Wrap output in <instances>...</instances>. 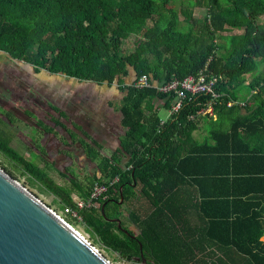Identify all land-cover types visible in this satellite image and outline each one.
<instances>
[{"label":"trees","instance_id":"trees-1","mask_svg":"<svg viewBox=\"0 0 264 264\" xmlns=\"http://www.w3.org/2000/svg\"><path fill=\"white\" fill-rule=\"evenodd\" d=\"M173 2L0 0V50L37 71L116 82L126 132L110 156L86 143L99 176L68 186L1 130L0 154L54 197L68 224L82 218L92 245L111 255L142 253L154 264H264V0H193L182 20ZM194 6L204 9L201 19L193 18ZM131 70L133 81L147 74L153 86L128 84ZM203 70L217 77L218 96L186 92L180 110L162 122L154 101L169 110L175 94L157 87ZM116 176L105 199L76 207L73 194L87 199L94 183ZM209 205L220 210L207 212Z\"/></svg>","mask_w":264,"mask_h":264},{"label":"rangeland","instance_id":"rangeland-1","mask_svg":"<svg viewBox=\"0 0 264 264\" xmlns=\"http://www.w3.org/2000/svg\"><path fill=\"white\" fill-rule=\"evenodd\" d=\"M190 1L193 0H174L173 2V5H175L176 9L180 12L181 20L184 18L181 11L189 5ZM192 9L194 19H201L203 15H205V11L201 7L194 6ZM124 48L128 50L132 49L133 40L128 39L126 44H124ZM259 69L262 72L264 66L259 65ZM259 69L252 73H248L246 75L247 81H250L254 75L258 74ZM133 79L134 73L132 71L131 76L127 79L128 84L132 83ZM109 86L114 88L118 87L116 82ZM101 88L102 84H97L92 81H77V79L67 77L65 74H54L44 69L37 71L30 63L20 59H14L8 53L0 51V130L11 140V146L24 154L28 159L46 168L47 161L45 162L42 158L50 161L49 159L56 156V154H54L57 147L55 144L56 140L58 143L59 141H63L66 145L74 140V143L78 145L76 149L81 150L77 138L78 136H72V140L70 141L65 132H61L64 134L58 135L56 140L47 135L55 136L58 133V129H64L67 125L73 131L75 127L80 128L78 124L81 123L82 118L79 114L80 111L78 112L75 108L76 104H79V102L88 104V101H95L97 92H99L97 89ZM60 95H67L65 98L67 106L64 102H61V105L67 108V110L65 109L64 115L68 112V115H70L71 119L74 121L68 120L67 125H64L62 120L58 119V116L53 114L54 110L57 114L62 111V108L57 104L60 102L58 99ZM159 116L162 118L165 117L164 110L159 113ZM45 137H48V139ZM44 142H46L45 146L48 148V152L41 153V151H44L42 147ZM41 156L43 157L41 158ZM77 158H79V155ZM0 162L8 165L13 172L20 176V179H14L24 185L33 196L44 205H51L52 209L50 207L49 209L61 218L64 217L65 212L63 214L61 210H58V206L53 204L54 197L51 194L39 188V185H31L28 176L24 175L21 170L14 169L9 164L8 160L1 154ZM80 163L84 165V162ZM0 167L2 168L1 163ZM50 167L51 168H48L50 175L53 176L58 183L65 185L68 182V178L62 176L59 172V170L64 171L62 164L57 162L59 170H56V168H53L51 165ZM3 170L10 175L5 169ZM71 171L77 176L80 173L76 164L71 167L68 174H71ZM84 172L85 169L83 170V173ZM66 186H68V184H66ZM75 198L76 197L73 199ZM78 221L77 225L71 226L92 245V239L90 238V234L85 230L82 218L79 217ZM93 247L111 264H133L132 260L120 257L119 255H111L98 245Z\"/></svg>","mask_w":264,"mask_h":264},{"label":"water","instance_id":"water-1","mask_svg":"<svg viewBox=\"0 0 264 264\" xmlns=\"http://www.w3.org/2000/svg\"><path fill=\"white\" fill-rule=\"evenodd\" d=\"M116 221L121 227L120 221ZM123 257L140 264H154L142 253L139 257ZM0 264L111 263L0 167Z\"/></svg>","mask_w":264,"mask_h":264},{"label":"crops","instance_id":"crops-1","mask_svg":"<svg viewBox=\"0 0 264 264\" xmlns=\"http://www.w3.org/2000/svg\"><path fill=\"white\" fill-rule=\"evenodd\" d=\"M131 74H132V70H131ZM77 81L80 80L77 79ZM97 90H99V92H97L98 97L96 96L95 101H90V102L88 101V104L85 103L86 105L80 102L79 104L78 103L76 104L75 108L77 109L78 112L80 111L79 114L81 115L82 120L81 123L78 124L80 128L75 127L74 131L70 129L67 125V121L72 120L71 116L68 115V112L67 114L64 115L65 109L67 110V108L61 105V102L62 103L64 102L67 106V102H65V98L67 97V95H60L58 98L60 102L59 103L56 102L59 105V107L62 108V111H60L58 114L55 112L54 108H53L54 112L52 111L53 114L55 116H58V119L62 120L64 125L67 126H65L64 129H58L57 135L55 136L47 135V136L56 140L58 138V135L64 134L61 132H65V134L68 136V139L70 141L72 140V136L74 137L75 135L78 136L77 138L80 139L78 142L81 143L80 144L81 150H74L73 147L76 144L74 143V140L71 141V143H69L68 145L64 144L63 141H59L58 143V141L56 140L57 142L55 141V144L57 145V147L56 150L54 151V154H56V156L49 159L50 161L46 160L45 158H42L43 156H41V158L45 162L47 161L48 168H51L50 167L51 165L53 166V168H56V170H59V168L57 167V162H60L62 164V166L64 167L63 169L64 171L59 170V172L62 176L68 178L69 183L68 182L66 183L68 185L71 184L70 182L73 179L87 182L88 179H91L92 177L95 176H99L97 159L94 160L89 155L86 143L90 144L91 146H94L98 150L99 154L110 156L111 153H114L118 148H120L121 140L126 133L125 129L121 125L122 114L120 112V107L124 96L122 90H120L118 87L117 88L111 87L107 83H103L102 88ZM154 107L156 108L157 111L160 112L164 110L165 117L164 118L161 117L162 122L169 119L170 117L169 110L164 109L163 102L159 101L158 99L155 100ZM199 132H203V131H199ZM194 135L198 136V132H196ZM48 137L45 138L48 139ZM45 143L46 142L42 144L44 151H41V153L48 152V148H46ZM78 155L79 158H77ZM125 160H127V157L125 158ZM80 162H84V165H82ZM75 164L80 172L78 176L73 174L72 171L71 174H68V171ZM84 169L85 172L83 173ZM51 177L53 178V176ZM74 197L78 198L79 196L73 194V198ZM206 210L207 212H215L220 209L216 210L212 207V205H209L206 207Z\"/></svg>","mask_w":264,"mask_h":264},{"label":"built area","instance_id":"built-area-1","mask_svg":"<svg viewBox=\"0 0 264 264\" xmlns=\"http://www.w3.org/2000/svg\"><path fill=\"white\" fill-rule=\"evenodd\" d=\"M216 82L217 77L209 75L203 70L197 77L188 76L183 79L174 78L167 83L159 85L157 88L161 93L173 92L175 94V101L169 109V115L171 116L180 110L182 101L186 96V92L193 94L201 92L212 94L214 97H217L218 95L215 92ZM132 84L138 88L153 86V83L147 74H142L134 80ZM206 113H213L212 107H209L208 110H206ZM117 181L118 176L111 179L108 183H94L87 199H81L79 197L73 199L76 207L80 210L92 208L96 201L107 197L109 186L114 185ZM65 211L68 214L70 213L72 216L75 214L74 216L77 217L76 212L71 207H66Z\"/></svg>","mask_w":264,"mask_h":264},{"label":"flooded vegetation","instance_id":"flooded-vegetation-1","mask_svg":"<svg viewBox=\"0 0 264 264\" xmlns=\"http://www.w3.org/2000/svg\"><path fill=\"white\" fill-rule=\"evenodd\" d=\"M2 105H3V104H2ZM78 141H79V139H78ZM80 144H81V143H79V145H80ZM77 147H78V145L75 144V146L73 147V149H74V150H78V149H76ZM80 148H81V145H80ZM138 262H140V261H138Z\"/></svg>","mask_w":264,"mask_h":264}]
</instances>
